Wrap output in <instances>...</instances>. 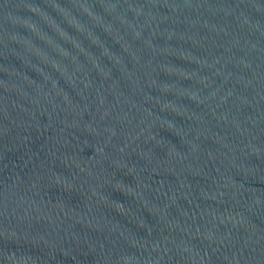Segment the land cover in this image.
I'll use <instances>...</instances> for the list:
<instances>
[{
    "label": "water",
    "instance_id": "1",
    "mask_svg": "<svg viewBox=\"0 0 264 264\" xmlns=\"http://www.w3.org/2000/svg\"><path fill=\"white\" fill-rule=\"evenodd\" d=\"M0 264H264V0H0Z\"/></svg>",
    "mask_w": 264,
    "mask_h": 264
}]
</instances>
